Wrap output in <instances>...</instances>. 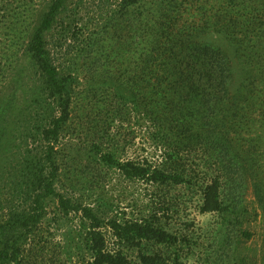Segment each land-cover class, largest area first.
<instances>
[{
	"label": "trees",
	"instance_id": "obj_1",
	"mask_svg": "<svg viewBox=\"0 0 264 264\" xmlns=\"http://www.w3.org/2000/svg\"><path fill=\"white\" fill-rule=\"evenodd\" d=\"M65 2H50L27 47V55L41 76L40 85L32 93L33 101L49 113L48 122L39 125L35 133L39 145L30 144L33 146L23 151L11 140L1 118L12 97L0 102V176L11 179L13 194L8 196L17 191L24 194L17 204V199L12 198L7 207H3L0 197V264H24L48 214L51 198L64 214H81L85 220L86 241L92 254L90 264H189L180 257L169 259L160 253L143 251L139 260L133 262L122 248L107 249L104 228H109L120 244L129 247L141 246L146 241L175 245L187 238L164 227L157 214L125 220L106 218L99 208L58 188L62 174L59 147L72 121L77 78L74 72H64L56 64L46 34ZM145 4L147 0H122L113 21L130 20L131 9ZM208 8L210 16H200L192 22L181 18V26L171 34L162 35L166 26L160 24L149 38L150 46L144 38L134 40L132 32L121 38L122 46L131 47L133 56L118 78L121 85L115 87L114 95L125 106L135 103L134 107L145 113L161 135L158 138L164 140L161 141L168 161L157 165L147 160L120 158L97 142L95 147L106 165L116 167L127 178L160 185L189 180L186 157L200 148L206 165L212 169L201 209L227 212V201L234 203L236 199L241 203L244 197L239 194L250 183L258 192L264 191V144H238L236 139L249 127H264V2L229 0L227 5ZM173 22L179 25L180 20L174 17ZM210 32L231 35L234 50L206 42L203 36ZM118 38L116 34L107 38L111 50L119 49V44L115 45ZM257 197L264 210V192ZM243 234L247 238L252 236L249 230H243Z\"/></svg>",
	"mask_w": 264,
	"mask_h": 264
},
{
	"label": "rangeland",
	"instance_id": "obj_2",
	"mask_svg": "<svg viewBox=\"0 0 264 264\" xmlns=\"http://www.w3.org/2000/svg\"><path fill=\"white\" fill-rule=\"evenodd\" d=\"M51 1L0 0V102L12 97L1 122L23 151L27 146L39 145L35 133L39 125L49 120V113L33 101L32 93L40 85L41 76L27 55V47ZM121 2L66 0L46 34L56 64L64 72H74L77 78L72 121L59 147L62 174L58 188L99 208L106 218L125 220L157 214L168 230L180 237L186 235V241L180 240L175 245L146 241L141 246L129 247L120 244L112 231L104 228L107 249L122 248L133 262L139 260L143 251L160 253L169 259L180 257L189 264H264V210L257 197L264 191L258 192L250 183L239 194L244 197L241 203L236 199L234 203L227 201L230 204L227 212H203L204 189L212 169L206 165L200 148L186 157L189 180L160 185L127 178L116 167L106 165L95 147L97 142L120 158L147 160L157 165L168 161L163 139L158 138L161 135L145 113L136 109L135 103L125 106L114 95L115 87L121 85L118 78L133 56L132 48L122 46L121 38L132 32L134 40L144 38L150 46L149 38L160 24L166 26L162 35L171 34L181 26V18L187 22L197 21L200 16L204 19L210 16L209 6L227 5L229 0H182V4L181 0H147V4L131 9L130 20L115 22ZM174 17L179 18V25L174 24ZM113 34L119 37L118 43L115 42L119 49L111 50V43L106 41ZM203 39L234 50L231 35L210 32ZM249 128L236 136L238 144L257 141L263 145L264 127ZM10 134L6 133L8 138ZM10 182L11 179L0 176L3 207L12 198L17 199V204L24 197L21 191L8 196L13 194ZM226 194L227 184L224 198ZM243 230H249L252 236L245 237ZM85 232L81 214H64L51 198L48 214L24 264H90L92 254Z\"/></svg>",
	"mask_w": 264,
	"mask_h": 264
}]
</instances>
